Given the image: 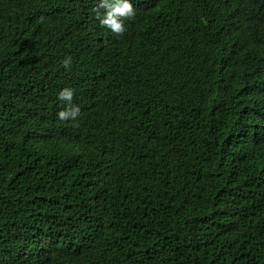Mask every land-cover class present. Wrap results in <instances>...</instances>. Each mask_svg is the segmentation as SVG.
<instances>
[{
	"label": "trees",
	"instance_id": "obj_1",
	"mask_svg": "<svg viewBox=\"0 0 264 264\" xmlns=\"http://www.w3.org/2000/svg\"><path fill=\"white\" fill-rule=\"evenodd\" d=\"M123 3L0 0V264H264V0Z\"/></svg>",
	"mask_w": 264,
	"mask_h": 264
},
{
	"label": "clouds",
	"instance_id": "obj_2",
	"mask_svg": "<svg viewBox=\"0 0 264 264\" xmlns=\"http://www.w3.org/2000/svg\"><path fill=\"white\" fill-rule=\"evenodd\" d=\"M130 9H131V5L129 3H127V0H124L123 6L116 7L115 9H113V12L120 13V14H126V10H128L130 12ZM111 16H112V12L109 13V17H111ZM104 22L111 25V27L116 31H122L123 30L122 24L119 22H116L113 19H107ZM59 96L61 99L71 100L72 92L70 89H65L59 93ZM76 111H78V109H73L70 113L62 111L59 113V116L61 118H66L69 115L74 116L76 114Z\"/></svg>",
	"mask_w": 264,
	"mask_h": 264
}]
</instances>
